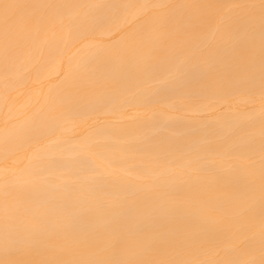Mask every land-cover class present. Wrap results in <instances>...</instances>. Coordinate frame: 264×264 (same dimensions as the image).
<instances>
[{
	"label": "bare ground",
	"instance_id": "6f19581e",
	"mask_svg": "<svg viewBox=\"0 0 264 264\" xmlns=\"http://www.w3.org/2000/svg\"><path fill=\"white\" fill-rule=\"evenodd\" d=\"M0 264H264V0H0Z\"/></svg>",
	"mask_w": 264,
	"mask_h": 264
}]
</instances>
